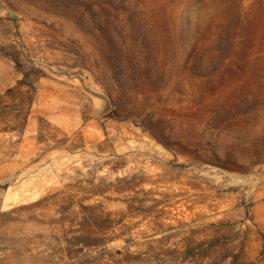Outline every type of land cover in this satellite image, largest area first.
<instances>
[{"label": "rangeland", "instance_id": "rangeland-1", "mask_svg": "<svg viewBox=\"0 0 264 264\" xmlns=\"http://www.w3.org/2000/svg\"><path fill=\"white\" fill-rule=\"evenodd\" d=\"M264 0H0V264H264Z\"/></svg>", "mask_w": 264, "mask_h": 264}, {"label": "water", "instance_id": "water-1", "mask_svg": "<svg viewBox=\"0 0 264 264\" xmlns=\"http://www.w3.org/2000/svg\"><path fill=\"white\" fill-rule=\"evenodd\" d=\"M260 173H261L260 176L261 177H264V164L262 165V168H261V172Z\"/></svg>", "mask_w": 264, "mask_h": 264}]
</instances>
